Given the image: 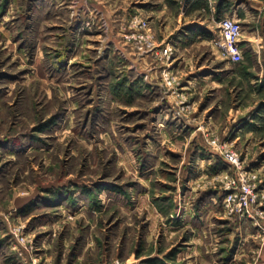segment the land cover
I'll return each mask as SVG.
<instances>
[{"label": "rangeland", "instance_id": "1", "mask_svg": "<svg viewBox=\"0 0 264 264\" xmlns=\"http://www.w3.org/2000/svg\"><path fill=\"white\" fill-rule=\"evenodd\" d=\"M96 1L0 0V264H264V9Z\"/></svg>", "mask_w": 264, "mask_h": 264}, {"label": "built area", "instance_id": "2", "mask_svg": "<svg viewBox=\"0 0 264 264\" xmlns=\"http://www.w3.org/2000/svg\"><path fill=\"white\" fill-rule=\"evenodd\" d=\"M212 42L219 49L224 57L230 61L237 62L242 58V27L238 19L223 17L219 21L218 30L212 38ZM228 159L234 161L235 157L227 155ZM255 200L251 188L245 182L241 184V194L238 202L247 206L248 203Z\"/></svg>", "mask_w": 264, "mask_h": 264}, {"label": "crops", "instance_id": "3", "mask_svg": "<svg viewBox=\"0 0 264 264\" xmlns=\"http://www.w3.org/2000/svg\"><path fill=\"white\" fill-rule=\"evenodd\" d=\"M93 1H96V0H89V2H93ZM202 1H205V0H187V1L181 0V1H179L180 3L178 1H174V0H167V2H171L173 4H178V5L181 3L183 5V3L185 2L187 4L186 7L187 6L189 7L188 8L189 11L197 10V8L194 5H196V3H199ZM209 1H210V5L213 4L211 6H213L214 12L216 13V15H219L221 13H225L227 11L229 12L231 7L233 6L232 7L233 18H235V19H240L241 15L246 14L247 12L248 13L252 12V10H251L252 8L258 10L259 12L263 11V9H264L263 8L264 2L262 0H249V1H247V0H234L233 5L230 7H227V8L225 5V3H226L225 0H209ZM205 3H208V2H205ZM189 5H193V7L189 6ZM163 6H165V3H162V7ZM179 7L181 8V6H179ZM160 10H162V9H160ZM190 13H192V12H190ZM142 61L143 60H135V58L131 61L132 66L135 69V72L138 74L141 72V71L139 72V69L142 68V65H143ZM150 83L155 84V82H150ZM156 85L158 88H160V86H158V84H156Z\"/></svg>", "mask_w": 264, "mask_h": 264}]
</instances>
